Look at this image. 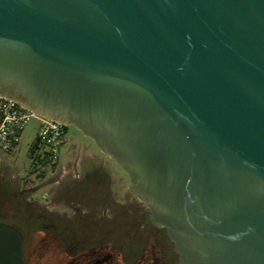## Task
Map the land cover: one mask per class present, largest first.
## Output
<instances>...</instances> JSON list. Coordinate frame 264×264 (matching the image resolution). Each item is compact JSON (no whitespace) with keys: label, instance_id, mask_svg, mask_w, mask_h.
Listing matches in <instances>:
<instances>
[{"label":"water","instance_id":"1","mask_svg":"<svg viewBox=\"0 0 264 264\" xmlns=\"http://www.w3.org/2000/svg\"><path fill=\"white\" fill-rule=\"evenodd\" d=\"M0 96L113 160L178 264H264V0H0Z\"/></svg>","mask_w":264,"mask_h":264},{"label":"rangeland","instance_id":"2","mask_svg":"<svg viewBox=\"0 0 264 264\" xmlns=\"http://www.w3.org/2000/svg\"><path fill=\"white\" fill-rule=\"evenodd\" d=\"M64 128L57 164L46 155L37 162L30 154L39 130L35 118L15 149L0 151V223L24 235L23 264H69L100 248L119 256L120 263L107 258L103 264H139L128 262L139 259L147 245V211L129 193L128 178L116 163L74 127ZM150 234L154 243L157 233ZM160 247L165 260L177 259L167 240Z\"/></svg>","mask_w":264,"mask_h":264},{"label":"built area","instance_id":"3","mask_svg":"<svg viewBox=\"0 0 264 264\" xmlns=\"http://www.w3.org/2000/svg\"><path fill=\"white\" fill-rule=\"evenodd\" d=\"M35 118L39 123L35 144L43 157L56 164L58 147L63 143V126L23 109L11 99L0 96V151L11 152L18 146L21 132L28 120ZM46 155V156H45Z\"/></svg>","mask_w":264,"mask_h":264},{"label":"flooded vegetation","instance_id":"4","mask_svg":"<svg viewBox=\"0 0 264 264\" xmlns=\"http://www.w3.org/2000/svg\"><path fill=\"white\" fill-rule=\"evenodd\" d=\"M147 217H148L149 224H150L148 228H145V233L147 232L146 233L147 245H146V247H144L142 249V252H141L139 259H137V260L135 259L134 261H131L128 263H139V264L176 263V264H178V256L173 249V244L171 243V241L166 236L165 230L163 228H159V227H157L151 223L149 216H148V211H147ZM59 225L57 223H53L52 226L55 228L56 226H59ZM152 232L157 233V235L152 234L153 236H157V237H154V243L148 239V237L151 235L150 233H152ZM162 240L163 241L167 240V242H169L170 251L172 252L173 256L176 255V257H177L176 260L172 259L173 261H167L164 259L165 257L163 255L162 249L160 247V242ZM54 241H56V239ZM23 243H24V239H23ZM54 244L57 245L58 243L54 242ZM126 246H130V243L127 244ZM118 257L119 256L117 254L112 253V251H110V250L107 251L106 248H100L99 250L94 251L93 254H90V252H88V251L85 253H82L78 258L73 259L74 258L73 257L72 259H69L66 263H69V264L70 263L103 264V263H105L107 258H110V259L116 258L117 262L120 263L118 260Z\"/></svg>","mask_w":264,"mask_h":264},{"label":"trees","instance_id":"5","mask_svg":"<svg viewBox=\"0 0 264 264\" xmlns=\"http://www.w3.org/2000/svg\"><path fill=\"white\" fill-rule=\"evenodd\" d=\"M64 128V126H63ZM65 129V128H64ZM38 149L39 147L35 144V142L31 145L30 147V154L33 155L34 159L37 160V162H42L44 159V157L40 158L41 154L38 152ZM23 239H24V243L26 242L25 241V238H24V235L22 236ZM23 243V244H24Z\"/></svg>","mask_w":264,"mask_h":264}]
</instances>
